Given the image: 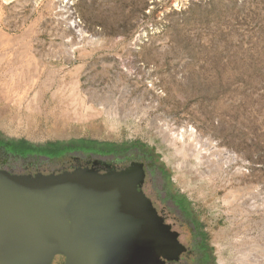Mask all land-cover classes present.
Masks as SVG:
<instances>
[{
  "label": "rangeland",
  "instance_id": "rangeland-1",
  "mask_svg": "<svg viewBox=\"0 0 264 264\" xmlns=\"http://www.w3.org/2000/svg\"><path fill=\"white\" fill-rule=\"evenodd\" d=\"M0 60L1 140L156 151L172 190L189 200L211 264H240L236 246L264 233V0H0ZM84 107L100 115L77 122ZM189 129L236 156L224 177L194 181L176 154ZM0 169L32 179L109 173L79 150L0 156ZM177 229L173 246L126 264L185 256L192 237ZM68 248L64 240L45 264H91Z\"/></svg>",
  "mask_w": 264,
  "mask_h": 264
},
{
  "label": "water",
  "instance_id": "water-1",
  "mask_svg": "<svg viewBox=\"0 0 264 264\" xmlns=\"http://www.w3.org/2000/svg\"><path fill=\"white\" fill-rule=\"evenodd\" d=\"M45 185L53 192L41 193ZM127 185L123 193V182L90 173L32 179L0 169V264H45L64 240L70 259L91 264H126L157 249L143 198Z\"/></svg>",
  "mask_w": 264,
  "mask_h": 264
},
{
  "label": "flooded vegetation",
  "instance_id": "flooded-vegetation-1",
  "mask_svg": "<svg viewBox=\"0 0 264 264\" xmlns=\"http://www.w3.org/2000/svg\"><path fill=\"white\" fill-rule=\"evenodd\" d=\"M0 141L6 142L1 139ZM70 147L71 144L59 146L63 151ZM77 148L81 149V156L98 158L101 161L104 170L109 171L104 175L105 180L117 179L123 182L125 185L122 187L123 193L127 191V184L134 183L144 201V210L140 212L142 221L147 222L155 231L153 244H157V249L165 250L169 245L173 246L174 235L171 233L178 232V227L189 232L192 238L186 246L185 256L178 260H169L167 264H211V249L201 240L202 234L200 235L189 209V200L185 195L172 190V181L168 177L166 168L157 163L156 151H150L137 143L119 146L106 143L101 146L91 145L83 149L77 146ZM88 148L97 153H87ZM72 152L75 151L69 154ZM41 158L47 157L41 156ZM40 191L43 194H50L53 189L45 185L44 190ZM178 218L183 219L180 226ZM60 260L61 258H58L53 263L61 264Z\"/></svg>",
  "mask_w": 264,
  "mask_h": 264
},
{
  "label": "bare ground",
  "instance_id": "bare-ground-1",
  "mask_svg": "<svg viewBox=\"0 0 264 264\" xmlns=\"http://www.w3.org/2000/svg\"><path fill=\"white\" fill-rule=\"evenodd\" d=\"M9 61L12 62V58ZM13 62H17L15 63V65L18 66L17 68H22L23 60L21 58L13 57ZM18 70L20 72H23L21 69ZM103 114H105L110 121H116L115 119L111 118L109 114H107L106 112H103ZM98 115L100 114H96V112L94 114V111H92L91 108L84 107L83 111L81 112L77 111L73 117L78 122L82 118L88 120L92 116H98ZM62 122L64 121L62 120L59 123V125L57 124L56 126L60 128V124ZM164 132H165L164 136L168 137L169 133L172 132L170 126L165 125ZM178 135L181 136L182 138L185 136V134L182 132H180ZM188 136L190 142L182 141L183 142L182 146L180 148H176V154L180 158H182L183 163L185 167L189 169V172L191 174H195L194 181H201L203 183L205 182L212 183L213 181H216L220 177H224L227 174V168L232 163L236 162L237 160L236 156L232 152L220 148L215 141L209 138H204L194 129L190 130ZM192 161H194L195 163L193 164ZM232 196L233 197L235 196V192H230L224 198V202L227 205L234 204L235 200L234 202L230 200ZM255 205L253 204V206ZM236 248L238 249V255H239L237 261L238 263L264 264V233H262V235L257 240H254L250 245H247L246 243H240L239 246H236Z\"/></svg>",
  "mask_w": 264,
  "mask_h": 264
},
{
  "label": "trees",
  "instance_id": "trees-1",
  "mask_svg": "<svg viewBox=\"0 0 264 264\" xmlns=\"http://www.w3.org/2000/svg\"><path fill=\"white\" fill-rule=\"evenodd\" d=\"M94 143V142H93ZM83 149V148H82ZM89 149V148H88ZM87 149V153H97L95 150ZM81 149L66 148L64 151L55 144H49L46 147L37 148L27 142H12L7 143L0 141V156L3 158H21L27 161H37L41 156L47 157L50 160L58 159L66 156L71 151Z\"/></svg>",
  "mask_w": 264,
  "mask_h": 264
}]
</instances>
